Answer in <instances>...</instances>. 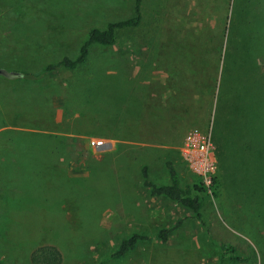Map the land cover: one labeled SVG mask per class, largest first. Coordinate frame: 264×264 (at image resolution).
Masks as SVG:
<instances>
[{
    "label": "rangeland",
    "instance_id": "obj_1",
    "mask_svg": "<svg viewBox=\"0 0 264 264\" xmlns=\"http://www.w3.org/2000/svg\"><path fill=\"white\" fill-rule=\"evenodd\" d=\"M263 1L143 0L141 24L119 30L114 46H94L85 65L44 75L48 63L77 55L90 28L130 16L133 0H0V68L37 76L14 82L0 74V130L84 133L68 159L64 150L55 155L65 165L70 159L73 175L86 174L82 160L92 167L81 210L36 196L21 178L22 199L0 193V264H31L33 249L44 243L59 248L61 264H264ZM224 55L223 100L236 92L244 105L239 119H223L227 164H218V181L200 196L202 223L178 203L149 196L140 168L146 164L153 181L166 183L164 161L171 159L182 185L199 184L178 147L192 128L216 131ZM186 105L194 106L193 115L186 116ZM141 120L152 123L139 126ZM94 133L111 145L88 147ZM6 137L0 131V167L14 171L5 158ZM94 171L105 175L94 178ZM30 197L47 208L45 218L32 217ZM179 220L166 242L155 238L157 228ZM134 230L152 240L106 259ZM218 242L232 246L242 261L221 262Z\"/></svg>",
    "mask_w": 264,
    "mask_h": 264
},
{
    "label": "trees",
    "instance_id": "obj_2",
    "mask_svg": "<svg viewBox=\"0 0 264 264\" xmlns=\"http://www.w3.org/2000/svg\"><path fill=\"white\" fill-rule=\"evenodd\" d=\"M234 1H243L245 5H248V3H250L252 0ZM142 2L143 0H133L132 13L128 17L109 21L103 28H90L86 33L85 40L80 45L78 53L74 58L68 55H63L58 60L45 65L42 73L46 75L59 72L62 69L73 70L87 63L92 47L114 46L116 44L117 33L119 30L135 28L141 24ZM262 17L264 18V14L262 15ZM262 24H260L261 26L259 31L261 35H264V21ZM262 46L264 47V41L262 42ZM225 56L226 55L223 56L222 70L220 74L221 80H219L218 87V90L221 92V96L218 97V112L215 117V125L217 129L214 132L212 130L213 140H215L214 133H218L216 137V139L218 138L216 140V156L217 163L219 164L220 169L225 168L227 164L228 153L224 145L223 119L224 117L228 116L233 122L236 121L241 117L240 109L244 105L239 104L236 100V92H233L232 95H230V98L233 99L228 100L227 104L225 100H223L222 96L225 92V90L223 89V79H225L226 81L227 74V68L224 65ZM5 71V76L9 79V81H34L37 79V76L35 77L31 72H22L17 70L10 72H8L7 70ZM82 91L83 94L87 92L86 88L84 87L78 91L79 94L82 95ZM263 95L264 93H259L258 97H261ZM249 96H251V98L255 100L256 95ZM193 108V105H186L187 112L185 114L187 117L188 115H193ZM248 113L251 116V112ZM49 123V125H51L50 121ZM150 123L152 122L141 120L138 122V125L142 126V124H144L146 126L148 124L149 126ZM218 124H220L221 127H219ZM6 125L7 124H4L2 127ZM14 126L17 127V125ZM19 127L22 128L19 129ZM19 127L15 130H8L4 128L0 130L8 135V137H6L4 140V143L7 141L4 148V150L6 151L5 158L8 163L12 162V165L15 166L14 171H9L8 167L5 166L0 167V193L8 198L16 197V195H19L20 197L17 199H22L24 197V194L21 193V189L18 183H20L21 179H25L36 188V196L44 197L51 203L56 200L60 205H63V203L66 202V204L69 203L79 210L83 209L82 198L90 196L91 192V189H88L89 183L87 181H89L90 179V181L92 182V180L91 177H86L89 173L92 172V167H90L91 164H89L87 161L82 160L81 164L82 166H84V171L86 172V174L73 175L69 172L70 159L67 160L66 165L63 164L62 161L58 162L61 164L60 165L58 163L56 164L52 162L50 156L51 154L61 155L60 152L64 150L67 153L62 155H64V158L68 159L72 152V148L77 145V142L81 143L82 141L80 134L84 133L76 130H72L70 132H57L54 130L50 132L49 129L51 128L47 127L45 128V130L48 132H44L45 130L37 131V129L40 128H23V126ZM169 130H171L170 127ZM9 134L11 136H9ZM177 134V131L173 132V135ZM91 135L95 137H103L96 133ZM38 139H40L42 142L40 143ZM18 142L19 144H16ZM43 142L45 143V145ZM6 146L8 147L6 148ZM1 157L2 156H0V159ZM89 159L93 163H95L97 160L96 157H94L91 153L89 154ZM164 166L166 169L168 181L166 183H157L150 178L148 173V166L146 164H143L140 168V175L142 178L141 185L147 189L149 196H163L174 203H178L179 205L189 209L195 219L204 223L202 215L203 200L200 196L205 190L204 187H202L199 178L195 176V178L199 181V184H195L193 185V187L182 185L180 175L175 167L174 162L171 159H167L164 161ZM101 167L103 169L105 168L104 166ZM99 172L97 173L94 171V178H102L105 175V173ZM12 173L15 175L17 174L18 178L16 179ZM215 175L213 177V184L216 183V180L218 181V178L216 179ZM77 179L79 180L76 181ZM80 183H82L83 186H81ZM100 187L101 186H99V188ZM64 198L65 200H63ZM28 201L29 204L31 203L30 205H34L33 197H30ZM180 225L181 221L179 220L172 225L159 227L156 229L154 236L158 241L164 243L169 239L170 234ZM151 240L152 236L149 233L134 230L127 236L120 239L117 245L110 250V253L106 256V259L116 260L118 258H121L133 251L139 243L150 242ZM215 244L221 250V262L224 260V257H227L232 261H242L243 257L235 253V249L232 246L225 245L220 242ZM30 262L31 264H61L62 254L56 245L52 243H44L33 249L30 255ZM103 263L104 259L100 260L97 264Z\"/></svg>",
    "mask_w": 264,
    "mask_h": 264
},
{
    "label": "built area",
    "instance_id": "obj_3",
    "mask_svg": "<svg viewBox=\"0 0 264 264\" xmlns=\"http://www.w3.org/2000/svg\"><path fill=\"white\" fill-rule=\"evenodd\" d=\"M87 145L95 151H100L108 148L111 142L101 137H89ZM178 151L187 170L199 178L203 187L210 190L218 166L211 128L190 129L184 135Z\"/></svg>",
    "mask_w": 264,
    "mask_h": 264
},
{
    "label": "crops",
    "instance_id": "obj_4",
    "mask_svg": "<svg viewBox=\"0 0 264 264\" xmlns=\"http://www.w3.org/2000/svg\"><path fill=\"white\" fill-rule=\"evenodd\" d=\"M44 132H48V131L45 130ZM82 136H84V134H80V137L83 139ZM92 137H95V136H92ZM1 156L4 157V154L2 153ZM50 159H51L52 162H54L56 164L59 162V161H57L58 158H57V156L55 154H51ZM58 164H60V163H58ZM14 169H15V166H14ZM35 201L36 202H34V205H30L31 207H29L30 210H32V212H33V216L32 217L45 218V216H46L45 212L47 211V208L44 206V204H39V202L37 200H35Z\"/></svg>",
    "mask_w": 264,
    "mask_h": 264
},
{
    "label": "water",
    "instance_id": "obj_5",
    "mask_svg": "<svg viewBox=\"0 0 264 264\" xmlns=\"http://www.w3.org/2000/svg\"><path fill=\"white\" fill-rule=\"evenodd\" d=\"M0 74L5 75L6 74V71L4 69L0 68Z\"/></svg>",
    "mask_w": 264,
    "mask_h": 264
}]
</instances>
